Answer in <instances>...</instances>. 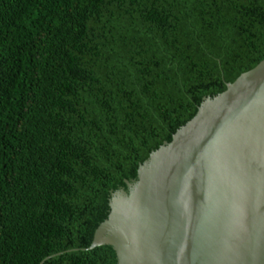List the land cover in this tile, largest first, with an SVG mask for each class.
<instances>
[{"label":"trees","instance_id":"16d2710c","mask_svg":"<svg viewBox=\"0 0 264 264\" xmlns=\"http://www.w3.org/2000/svg\"><path fill=\"white\" fill-rule=\"evenodd\" d=\"M263 58L264 0H0V264H117L111 193Z\"/></svg>","mask_w":264,"mask_h":264},{"label":"water","instance_id":"95a60500","mask_svg":"<svg viewBox=\"0 0 264 264\" xmlns=\"http://www.w3.org/2000/svg\"><path fill=\"white\" fill-rule=\"evenodd\" d=\"M125 184L83 249L109 244L117 264H264V58Z\"/></svg>","mask_w":264,"mask_h":264}]
</instances>
